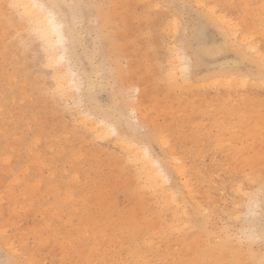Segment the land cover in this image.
Returning a JSON list of instances; mask_svg holds the SVG:
<instances>
[{"label": "bare ground", "instance_id": "6f19581e", "mask_svg": "<svg viewBox=\"0 0 264 264\" xmlns=\"http://www.w3.org/2000/svg\"><path fill=\"white\" fill-rule=\"evenodd\" d=\"M73 2L79 3L76 0ZM262 2L264 3V0ZM40 3L44 5L43 8L33 7L32 0H0V68L12 64L16 66L15 70L18 67L19 75L23 72L24 79L31 81V68L28 66L30 62L27 64L20 56L16 43L17 40L27 42L21 50L23 53L25 50L30 51L34 44L41 47L43 56H40V59L44 57L43 65L49 69L51 77L49 89L42 83L38 84L37 91L42 95V103L51 105L57 101L62 102L70 118L71 126L85 135L81 137L106 145L110 155L118 151L120 160L113 158L115 160L112 161L114 164L112 168L115 169L109 171L108 182H112V172L116 171V168L127 165L129 170L128 174L126 173L128 176L126 175L125 189L127 193L135 196L131 209L140 215L139 222H142V224H131L127 227L120 226L116 230L117 233L111 226L94 231L91 221L89 225L91 231L103 233L90 237L84 228L78 229V239L86 242L78 245V255L70 254L66 259H70L71 264H264V245L260 247L255 243L259 240L264 241V226L260 228L257 223L259 209L261 205L264 206V140L256 141L262 136L261 130L250 125L256 115H251L252 120L243 114V111L253 110V107L248 109L243 105L244 99L251 100L254 97L264 99V44H260L264 35V23L254 26L241 20L238 15L233 16L226 7L224 10L220 9L223 0H214L213 3H208L207 0H173L170 6L166 4L168 0H106L105 11L101 10L100 5V10L98 6H94L95 3L93 7L97 10L95 20L97 24L94 23L95 21L92 23L95 24L94 26L97 25L101 33L109 31V26L115 28L122 40L123 50L127 48L131 50L132 44L135 43L124 44L128 40V35L125 33L139 18L136 13L138 7L160 6L171 16V20L165 24V28L163 27V33L167 35L168 42L163 47L166 51L164 50L165 52L161 54V59L156 57L154 51H151L152 65L149 71L138 65L133 70L130 68L126 71L123 68L121 74L116 75V80H123L128 88L134 87L139 93L135 100L134 97L131 98L134 101L131 103L130 112L131 116L136 118L132 119V124L137 122L133 126L149 128L146 134L144 132L145 135L142 134L143 132L139 133V130V132H132L130 136L123 129L119 114L115 116L117 121H114L97 110L83 108L82 100L84 99H80L82 98L80 94L82 89L84 91L82 88L84 80L82 81L79 77L78 69L77 72L74 69L69 39L70 37L74 39V36L78 38L80 28L75 30V32L79 31L78 37L73 30L70 29L68 32L65 22L60 18L63 15L59 16L48 1L40 0ZM194 6L203 16L195 11ZM82 8L79 7L81 11ZM84 10L85 8L81 12L82 17ZM81 13L79 12L78 15ZM194 16V21H190ZM79 17L78 19L83 21V18ZM156 17V15L153 17L149 15L146 22L139 23L136 27L137 29L139 25L141 26L136 36L141 41L142 56L148 58L150 55L146 50H156L154 45H148V39L152 35L149 36L148 28ZM84 18L87 17L84 16ZM190 24L197 25L201 35L204 29L215 28L222 37L223 47L227 50L236 49L234 51L239 60L248 58L250 65L256 67L254 68L256 72H239L236 69V63H232L211 76L205 73L198 77L197 62L182 39L184 31ZM70 32L71 36H69ZM102 35L104 38L101 37V41L105 39L112 48L114 40L110 34L102 33ZM83 39L88 40L85 37ZM100 49L103 51L102 48ZM212 50L215 49H211L210 52ZM117 59L112 54L114 69L118 68ZM151 76L154 87L155 81L159 80L167 93L182 94L166 98L162 102L163 107L158 108L153 104V107H157L156 118L148 112L154 111L153 107L144 109V104L148 105L151 98L146 89V85L152 79ZM7 79L16 83L18 74L9 76ZM198 87L214 88L217 92L215 96L210 98L208 96V99L200 97L198 92L199 97H196L193 90ZM186 94H190L191 100L184 98L183 95ZM172 99L186 101L185 116L193 117L195 111L199 110L209 117L204 124L198 123L197 128L204 136L211 133V130L215 131L213 138L218 151L224 153L223 156H231L236 161L242 154L246 155L244 160L237 162L241 179H232V188L240 199L232 201L228 207L225 223L218 221L213 227V221L218 214L213 207V201L210 200L208 193L199 192L193 185V178L188 176L191 165L195 174H206L204 168L199 173L202 162L191 165L187 162L192 154L196 161H200L203 158V151L198 148L193 152L181 151L175 138H172L173 125L168 122L167 116L177 117V120L178 118L188 120L172 108L173 105L170 103ZM205 101H211V104L204 105ZM181 123L188 128L190 126L189 121H181ZM209 123L211 127L207 128ZM140 136L144 139H139ZM186 137L192 138L190 134H186ZM151 140L156 141L161 148H165V158L155 155L150 145ZM37 145L36 141L30 143L31 147ZM77 154V157H80L79 151ZM37 160H40V156H37ZM210 164L216 172L224 171L223 164L217 160V157H212ZM117 173L123 172L117 171ZM52 178V191L59 193L61 203L70 206V212L75 213V207L82 200L75 202L74 197L80 195L87 197L86 190L92 186L78 183L77 177V180L71 179L73 192H67L58 186L54 177ZM209 181H212V178ZM222 183L223 181L219 178V184ZM112 186L113 184L107 185L104 193H107ZM197 212H207V215H203L198 220ZM241 218H243L242 223L236 227L234 222L240 221ZM218 220H221L220 217ZM45 227L48 228V224H45ZM36 230L41 231V226H37ZM149 231L150 234L145 236L144 233ZM104 233L110 237L111 244L106 245L108 252H103L100 248ZM122 235L128 236L124 239L125 243L138 240L145 248V252L134 246L127 255L116 253L117 247L114 244L118 242V239H122ZM66 243H71L70 236ZM175 246L179 248V252L174 249ZM120 247L127 251V245H120Z\"/></svg>", "mask_w": 264, "mask_h": 264}, {"label": "rangeland", "instance_id": "374dc122", "mask_svg": "<svg viewBox=\"0 0 264 264\" xmlns=\"http://www.w3.org/2000/svg\"><path fill=\"white\" fill-rule=\"evenodd\" d=\"M46 1L52 8L56 9L59 16L63 15L60 18L65 22L68 32L70 29L75 32L80 28L81 33L78 31L80 34L75 32L76 35L78 33L79 37L77 35L78 38L74 36V39L72 37L69 39L73 52L74 69L76 72L78 69L79 77L82 81L84 80L82 82L84 83L82 87L84 91L82 89L80 94L82 97L80 99H84L82 100L84 102V105L82 103L83 108L86 107L85 109L88 108L91 111L97 110L114 121H117L115 116L119 114L123 129L128 135L132 136V132H139V130V133L143 132L142 134H144L145 132L146 134L149 131L148 127L145 129L136 126V128L134 124L137 122L132 124V119L135 120L136 118L131 116L130 106L132 101L138 98L139 93L135 91L134 87L128 88L123 80H116V75L117 73L121 74L123 68L126 71L130 68L133 70L138 65L149 71L152 65L150 61L152 58L151 51H154L156 57L161 59V54L166 51L163 47L168 42L167 35L163 33V27L165 28V24L171 20L170 14L165 13V9L160 6L138 7L136 13L139 18L125 33L128 35V40L124 44L135 42L132 44L131 50L127 48V52V50H123L122 40L115 28L109 26V31L102 32L104 35L110 34L114 40L112 48H110V44L105 39L101 41L103 35L99 32L97 25L94 26L97 24L95 21L97 10L93 5L96 3L94 6H98L99 10L101 6V10L105 11L107 9L106 0H85V2L82 0L83 5L79 4L81 3L80 0L77 4L73 2L75 0H71L72 3L70 0L69 2L67 0ZM78 1L76 0V2ZM171 1L173 0H168L166 4L170 6ZM207 2L213 3L214 0H207ZM222 4L220 9L224 10L226 7L233 16H240V19L245 20L246 23H251L254 26L261 22L264 23V3L262 0H223ZM78 6L83 7L82 11ZM84 8L85 12L82 17L81 12ZM194 8L203 16L195 6ZM76 10L81 13V15L79 14L80 17ZM149 15L152 17L156 15L157 17L152 20L150 28H148L149 36L152 34L151 38L148 39V45L156 47V50H146L150 55L148 58L142 56L141 41L136 36L141 26L139 25L137 29L136 27L139 23L146 22ZM77 16L80 19L83 18L82 23ZM192 19L190 21H194L195 16ZM93 21L95 24L92 23ZM76 23L80 25H75ZM69 36H71V32ZM83 36L88 40L85 41ZM182 39L197 62L198 77L200 74V77L205 75V73L211 76L232 63H236V69L239 72H256L254 69L256 67L250 65L248 58L239 60L234 51L236 49L229 48L227 50L223 47L222 37L215 28H206L201 35L199 27L190 24L184 31ZM20 42L21 44H19ZM16 44H18L20 56L25 59L27 64L30 62L28 66L31 68L32 78L31 81H26L23 72L19 75L18 67L15 70L16 66L12 64L0 68V264H71V260L66 259V257L70 254L78 255V245L86 242L78 239V229L84 228L90 237L103 233H93L89 226L91 221L94 231H100L111 226L117 232L116 230L120 226L142 224L139 222L140 215L131 209L135 196L127 193L124 185L127 181L129 168L126 164L116 168V171L112 172V182H108L109 171L115 169L112 168L114 165L112 161L115 160L113 158L120 160V154L117 151L110 155L106 145L81 137L85 135L71 126L70 118L63 108L62 102L57 101L51 105L50 103H47L49 105L42 103V95L38 94L37 91L38 84L42 83L48 89L51 84L50 71L43 65L44 57H42L43 61L40 59V56H43L42 49L39 45L37 47L34 44L35 47L32 45L30 51L25 50L23 53L21 50L27 42L17 40ZM260 44H264V35ZM38 48L41 49V52ZM31 49L34 51L31 52ZM36 49L38 50L35 51ZM211 49L215 50L210 52ZM112 54L118 58L116 61L118 63L117 69H114ZM27 55H31V57ZM14 74H18L16 83L7 79ZM151 78L150 83L146 85L147 93L151 95V98H149L148 105L144 104V109L152 108L153 104L157 105L158 108L163 107L162 102L166 98L182 95L178 92L175 94L167 93L159 80L155 81L154 87L153 77L151 76ZM198 88H195L197 90L194 89L196 92L193 90L194 94L197 95L198 92L200 97L204 98L215 96L217 92L214 88ZM183 96L185 99L191 100L190 94ZM170 103L175 111L183 114V118L188 119L178 118L177 120V117L168 116L166 118L173 125L171 127L173 130L172 138H175L179 149L193 152L198 148L203 151V158L200 161H196L194 154H192L187 162L190 165L202 162L199 173L204 168L206 174H195L193 165H191L188 176L193 178V185L197 187L199 192L208 193L210 200L213 201V207L218 212L213 221V227L215 222L225 223L224 219L228 215V207L232 201L240 199L232 188V179H241L240 167L237 162L244 160L246 155L242 154L236 161L231 156H223L224 153L218 151L216 141L213 138L215 131L211 130V133L204 136L201 134V130L197 128L198 123L204 124L209 117L199 110L195 111L193 117L185 116L186 101L172 99ZM210 104L211 101L204 102V105ZM243 105L248 109L253 107V110L243 111V114L249 118L252 114L256 115L254 120L251 118L253 122L250 125L261 130L262 136L256 141L264 140V99L261 100L256 97L251 100L244 99ZM157 107H153L154 111H148L154 118L157 117ZM181 121H189V128L184 124L182 125ZM210 127L211 123L207 125V128ZM186 134H190L192 138H187ZM139 139L144 138L140 136ZM32 141H36L38 145L31 147ZM150 145L155 155L160 158L166 157L165 148H161L156 141L151 140ZM78 151L80 157H77ZM37 156H40V160H37ZM212 157H217V160L223 164L224 171L216 172L213 169L210 164ZM117 171L123 173L119 174ZM52 177L58 182V186L67 192H73L71 179L77 180V177L78 183L92 186L86 190L88 191L87 197L84 195L74 197L75 202L82 200L75 207V213L70 212V206L61 203L58 197L59 193L52 191ZM211 178L212 181H209ZM219 178L223 181L222 184H219ZM109 184H113V186L107 193H104ZM99 194L101 196H98ZM261 207L257 219L260 228L264 226V206L261 205ZM203 215H207V212H197V219L200 220ZM219 217L221 220H218ZM242 219L234 222L236 227L242 223ZM45 224H48V228L45 227ZM244 224L246 225V223ZM37 226H41L42 230H36ZM3 230L5 231L3 232ZM104 234L100 248L103 249V252H108L106 245L111 244L110 237L106 233ZM144 234L148 236L150 231ZM69 236L71 243L67 244L66 240ZM127 237L122 235V239H118V242L114 244L117 247L116 253L127 255L134 246L145 252V248L138 240L125 243L124 239ZM255 243L260 247L264 245V241L260 240ZM120 245H127V251L122 250ZM174 249L179 252L178 247L175 246Z\"/></svg>", "mask_w": 264, "mask_h": 264}, {"label": "snow or ice", "instance_id": "6c2138e0", "mask_svg": "<svg viewBox=\"0 0 264 264\" xmlns=\"http://www.w3.org/2000/svg\"><path fill=\"white\" fill-rule=\"evenodd\" d=\"M32 5H33V7H39V8L44 7V5L42 3H40V0H32Z\"/></svg>", "mask_w": 264, "mask_h": 264}]
</instances>
